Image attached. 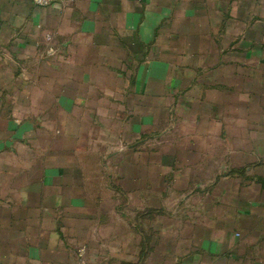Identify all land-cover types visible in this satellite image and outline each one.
<instances>
[{"label":"crops","instance_id":"1","mask_svg":"<svg viewBox=\"0 0 264 264\" xmlns=\"http://www.w3.org/2000/svg\"><path fill=\"white\" fill-rule=\"evenodd\" d=\"M0 264H264V0H0Z\"/></svg>","mask_w":264,"mask_h":264},{"label":"built area","instance_id":"2","mask_svg":"<svg viewBox=\"0 0 264 264\" xmlns=\"http://www.w3.org/2000/svg\"><path fill=\"white\" fill-rule=\"evenodd\" d=\"M36 6L39 7H46L52 4H63L67 5L71 3L73 0H31Z\"/></svg>","mask_w":264,"mask_h":264}]
</instances>
